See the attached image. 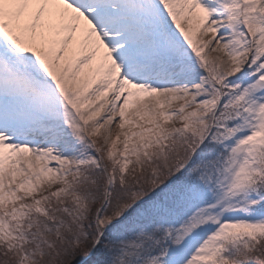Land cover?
Listing matches in <instances>:
<instances>
[{
    "label": "snow or ice",
    "instance_id": "snow-or-ice-1",
    "mask_svg": "<svg viewBox=\"0 0 264 264\" xmlns=\"http://www.w3.org/2000/svg\"><path fill=\"white\" fill-rule=\"evenodd\" d=\"M0 264H264V0H0Z\"/></svg>",
    "mask_w": 264,
    "mask_h": 264
}]
</instances>
